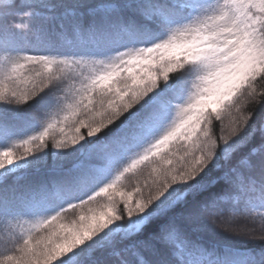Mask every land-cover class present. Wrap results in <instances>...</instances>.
I'll list each match as a JSON object with an SVG mask.
<instances>
[{
    "label": "snow or ice",
    "instance_id": "6c2138e0",
    "mask_svg": "<svg viewBox=\"0 0 264 264\" xmlns=\"http://www.w3.org/2000/svg\"><path fill=\"white\" fill-rule=\"evenodd\" d=\"M0 51V264H264V0H0Z\"/></svg>",
    "mask_w": 264,
    "mask_h": 264
},
{
    "label": "trees",
    "instance_id": "16d2710c",
    "mask_svg": "<svg viewBox=\"0 0 264 264\" xmlns=\"http://www.w3.org/2000/svg\"><path fill=\"white\" fill-rule=\"evenodd\" d=\"M6 54L3 51H0V63L6 62ZM223 123L225 126L227 124V117H224L222 121H213V134L218 135L220 132V125ZM150 171L146 170L145 175H147V172ZM125 183H128L127 180H125ZM105 202L104 199H99L98 203L103 204ZM264 210H257V212L253 213L252 215L255 217V227L259 228L260 226V220H259V213ZM231 223L237 224V223H243L242 218H236ZM252 226V225H250ZM9 227H14V222L11 221H5L4 219L0 218V240L4 239L6 232ZM251 246H256L255 244ZM2 245H0V250H2Z\"/></svg>",
    "mask_w": 264,
    "mask_h": 264
}]
</instances>
